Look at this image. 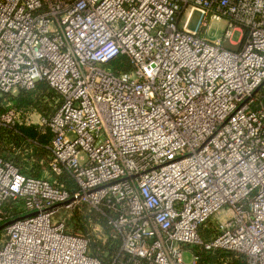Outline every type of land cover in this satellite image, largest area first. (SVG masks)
<instances>
[{
	"label": "built area",
	"instance_id": "built-area-1",
	"mask_svg": "<svg viewBox=\"0 0 264 264\" xmlns=\"http://www.w3.org/2000/svg\"><path fill=\"white\" fill-rule=\"evenodd\" d=\"M40 82L60 101L37 121L54 178L0 156V224L8 202L26 212L0 264H189L190 247L264 264V0H0V94ZM19 122L0 115V128ZM82 207L104 220L103 244L119 241L111 257L59 219Z\"/></svg>",
	"mask_w": 264,
	"mask_h": 264
},
{
	"label": "rangeland",
	"instance_id": "rangeland-1",
	"mask_svg": "<svg viewBox=\"0 0 264 264\" xmlns=\"http://www.w3.org/2000/svg\"><path fill=\"white\" fill-rule=\"evenodd\" d=\"M198 22H199V14H196L194 16L191 28L195 30L197 28ZM224 28H225V25H224V22L222 21L212 23L211 27L207 29L205 36L208 40L215 41L218 38L222 37V34L224 33ZM241 37L242 35L239 32H236L234 33L232 40L235 42H239L241 40ZM243 45H244V41H242L238 45V47L233 46L230 43H226L225 47L232 49V50H238V49H242ZM116 67L117 66H114L113 69H115ZM18 94H19V90L13 93L7 94V95L0 94L1 105L3 108L2 112L8 109L15 108L13 104V98L16 97ZM59 105H60L59 97L56 95L55 99H53L50 102V109L51 111H53L52 114H54L57 111ZM28 116L27 118L25 117L26 121H23L22 123L23 125L21 126V128L32 127L34 132H35V129L37 130L40 129L39 125L37 124V121L39 119L38 114L32 115L31 116L32 118H30V116L28 118ZM27 119H29L28 122H27ZM32 121L34 123H32ZM15 130L16 129L0 128V132L1 131L3 132V134H0V141L2 142L3 147H4L2 151V155L6 157L7 159L12 160L15 163H17L20 166L21 170L28 176L37 177V178H45V179H53L54 177L50 170V162L52 158L51 153H48V151L46 152L45 150H41L35 146H29V144L25 143L23 140H20L19 137L14 136V135H18ZM12 131H13L12 139H10L9 142L5 141L6 139H9L6 137L7 133L8 132L12 133ZM61 182L65 183L67 188H71V189L74 188V186H72L73 182L67 173L64 175ZM8 203L13 204L14 202H8ZM6 210L4 211V213L6 214L7 219L5 220L4 223L0 224V227L6 223L16 221L17 219L22 218L26 215V212L23 208L22 203H19V204L14 203V208L13 207L11 208V213ZM219 216L220 215H217L211 218L202 227L201 236L203 237L205 241L210 242L211 240L216 238L218 234L220 233L217 228ZM60 217L61 218L59 219L61 220H66V221L68 220L67 229L72 231V233L74 232L77 234L81 233V234L89 235V238L91 240L90 252L97 255V245H100L101 247H108L109 245L108 242L106 244H103L102 240H100L97 234L93 232L94 225L97 224V222L101 225V229H102L101 231L103 234H106L107 232H109V229L107 228L105 222L102 223V221L104 220L100 219L99 215L95 211H90L88 208L82 207L81 209L77 210L75 213L70 215L68 212L61 210ZM4 234H5V229L0 231V239L2 238ZM206 236L208 237L207 240L205 238ZM103 238L104 236H102V239ZM201 249L202 248H198V247H190L189 249H186L184 253V261L189 264L192 263V260H193L192 251L197 253V252H201L200 251ZM226 253L227 254H225V256L227 255V257L221 258L220 263L234 264L233 260L230 257H228L231 253L230 252H226Z\"/></svg>",
	"mask_w": 264,
	"mask_h": 264
},
{
	"label": "trees",
	"instance_id": "trees-1",
	"mask_svg": "<svg viewBox=\"0 0 264 264\" xmlns=\"http://www.w3.org/2000/svg\"><path fill=\"white\" fill-rule=\"evenodd\" d=\"M125 70L129 69V65H125L123 67ZM56 95L53 90L50 89L48 84L46 82H40L37 84V87L34 91H25L20 90L19 94L13 98V104L14 107L13 110H15L20 117V122L17 124L16 130L18 135H14L19 137L20 140H23L25 143L29 144V146H35L41 150H45L46 152L50 153V151L47 149V146L51 142V133L48 129H35V132L33 131L32 127L30 128H21L23 125V121H26L27 116L30 117L34 114H38L39 117H49L52 116L53 111L50 109V102L55 99ZM3 108L1 105V97H0V115ZM28 116V118H29ZM26 117V118H25ZM29 127V126H28ZM0 134H3L1 131ZM4 137V135H3ZM7 138L5 141H10L13 137V131L12 133L8 132L6 135ZM0 156L4 158L5 160L11 161L13 164H15L20 171L25 174L20 166L15 163L12 160L7 159L2 155V151L4 149L2 142L0 141ZM16 159V158H15ZM14 159V160H15ZM17 204V203H16ZM19 204V203H18ZM14 208V203H8L6 205L5 210L11 213V208ZM104 223V221H102ZM207 240V236L205 237ZM108 247H101L100 245H97V257L103 258L105 253L108 254V257H111L115 252L119 249V241L113 240L108 242ZM201 252H197L200 257L199 264H222L220 263L221 258L227 257L225 256L226 251L219 250L215 252H209L204 249L200 250ZM237 254L231 253L228 257H230L234 264H246V259L244 256H236Z\"/></svg>",
	"mask_w": 264,
	"mask_h": 264
},
{
	"label": "water",
	"instance_id": "water-1",
	"mask_svg": "<svg viewBox=\"0 0 264 264\" xmlns=\"http://www.w3.org/2000/svg\"><path fill=\"white\" fill-rule=\"evenodd\" d=\"M13 222H9V223H6L4 224L3 226L0 227V231L1 230H4L6 227H8L9 225H11Z\"/></svg>",
	"mask_w": 264,
	"mask_h": 264
},
{
	"label": "crops",
	"instance_id": "crops-1",
	"mask_svg": "<svg viewBox=\"0 0 264 264\" xmlns=\"http://www.w3.org/2000/svg\"><path fill=\"white\" fill-rule=\"evenodd\" d=\"M59 107V106H58Z\"/></svg>",
	"mask_w": 264,
	"mask_h": 264
}]
</instances>
